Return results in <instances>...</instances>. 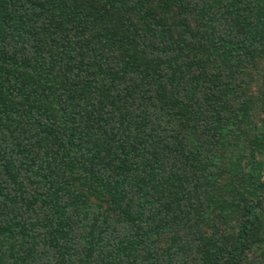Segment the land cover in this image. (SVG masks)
I'll return each mask as SVG.
<instances>
[{
  "label": "trees",
  "instance_id": "16d2710c",
  "mask_svg": "<svg viewBox=\"0 0 264 264\" xmlns=\"http://www.w3.org/2000/svg\"><path fill=\"white\" fill-rule=\"evenodd\" d=\"M0 264H264V0H0Z\"/></svg>",
  "mask_w": 264,
  "mask_h": 264
}]
</instances>
